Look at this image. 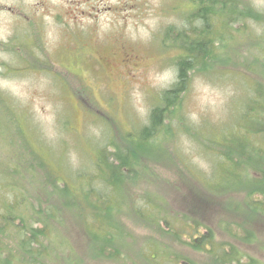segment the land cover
<instances>
[{"label":"rangeland","instance_id":"1","mask_svg":"<svg viewBox=\"0 0 264 264\" xmlns=\"http://www.w3.org/2000/svg\"><path fill=\"white\" fill-rule=\"evenodd\" d=\"M223 1L230 4L234 0ZM197 3L0 0V208L11 201L12 186H33L25 179L27 172L25 176L15 175L19 183H10L12 169L10 175L6 170L16 165L17 152L21 156L26 151L27 156L47 161L48 169L68 177L75 191L79 182L74 176L82 171L86 176L93 174L95 152L100 145L107 140L122 144L126 134L148 122L162 92L178 78L174 59L182 48L171 41H176L174 36L179 34L193 39L202 25ZM246 5L252 9L250 14L229 22L225 30L219 15L214 17L215 28L210 30L225 32L219 54L226 59H209L206 65L199 64L190 71L179 106L173 109L167 123L171 134L157 138L159 146L147 154L149 169L144 177L134 181L128 194L121 187L120 194L111 196L112 200H120L121 209L116 215L125 227L127 241L134 245L129 251L131 258L140 247L150 248L148 254L156 259L159 249L167 248L169 254L155 260L157 264H166L167 256L177 254L213 264L209 253L185 246L188 236L172 237L164 222L160 226L151 224L142 210L137 212L139 208L151 211L156 200L161 201L158 205L165 204L169 216L193 212L212 225L216 238L237 243L220 223L241 222V215L232 213L225 202L230 197L243 198L245 193H227L216 201L207 187L219 179L215 143H230L232 137L243 136L260 147L256 152L264 161V61L258 59L264 54V0H238L236 10L248 11ZM251 126L261 133L253 132ZM208 139L214 141L213 147H207L211 146ZM245 174V179L261 177L260 172L250 169ZM38 187L35 180L34 188ZM21 210L26 213V205ZM69 213L63 229L49 230L55 255L44 252L40 261L155 263L146 258L118 262L94 257L88 236ZM259 219L256 226L264 234V218ZM4 239L19 252L13 240ZM242 247L264 259L257 245ZM26 261L18 253L0 264Z\"/></svg>","mask_w":264,"mask_h":264},{"label":"trees","instance_id":"2","mask_svg":"<svg viewBox=\"0 0 264 264\" xmlns=\"http://www.w3.org/2000/svg\"><path fill=\"white\" fill-rule=\"evenodd\" d=\"M196 2H198V16L202 23L198 27L199 32L193 39L182 38L179 34L174 36L176 41H171L182 48V53L174 59L178 71L175 84L162 92L161 101L151 109L148 122L139 130L126 134L122 144L107 140L105 144L97 148L93 161V174L88 173L86 176V172L82 171L74 176V179L79 182L78 188L74 189L76 192L71 189L67 180L69 178H63L49 170L50 165L44 159L27 156L26 151L21 156L19 152L14 154L17 157L16 165L6 170L10 175L12 169V174L9 176L10 183H19L20 178L18 179L17 176L19 174L25 176L27 172L28 177L25 179L33 183V186L27 189L24 184L23 188H19L20 190L15 185L12 186V190L9 191L11 201L0 208V253H3L0 255L1 263L10 261L13 255L20 253L22 258L27 260L24 264H47L39 258H42L44 252L51 257L55 255L49 230L63 229L68 219L65 215L69 211L70 219L88 236L90 251L94 257L123 262L141 261L140 259L146 258L157 264L155 260L164 257V254H169V249L161 248L156 259L153 254H148L150 248L140 247L131 258L129 251L134 245L127 241L125 227L116 215L121 209L120 200H112L111 196L114 195L113 193L120 194L121 187H124L128 194L134 181L144 177V172L149 169L146 164V159L149 157L147 154L159 146L157 138L164 133L171 134L172 129L167 123L171 120L173 109L179 106L180 96L186 87L190 71L199 64L206 65L209 59H226L219 54L221 52L219 43L224 41L225 32L210 30L215 28L214 17L219 15V20L223 24L222 28L225 30L229 27V22L243 19L241 17L247 16L252 10L247 5L248 11L236 10L238 0L230 4L223 0H196ZM258 57H260L259 61H264V54ZM251 130L255 133L262 131L254 126H251ZM208 140L211 146L207 147H213L214 141ZM230 141L228 143L226 140L225 144L215 143V146L218 145V150L214 152L220 160L215 163L217 166L220 162L219 179L208 183L207 188L210 191L208 193L216 197V201H220L219 196H225L227 193L239 191L245 193L243 198L233 200L234 198L230 197L225 202L232 213L241 215V222L223 220L220 223V226L227 229L231 238L237 243L216 238L212 225L193 212L169 216V210L165 209V204L158 205L160 200H156V206H152L151 211L145 208L136 209L135 207V209L137 212L142 210L141 214L145 213L147 215L144 216L145 219L151 224L157 223L160 226L164 222L168 228V234L172 237L188 236L185 246L197 252L209 253L213 264H264V259L260 255L251 254L242 247V245H257L264 252L262 239L264 234L256 226V222L260 221L258 218H264V161L257 153L260 147L252 144L250 140L243 136H236ZM225 159L231 163V166H222L227 163L224 162ZM248 169L260 172L261 177L250 176L248 180L245 179ZM96 172L100 174L96 175ZM35 180L39 183L37 189L34 188ZM116 197L120 199L119 196ZM23 205H26V213L21 210ZM175 221L181 226H178ZM235 224L240 225L238 229H234ZM245 225H251L252 228ZM64 232L69 236V231L64 229ZM3 237L13 240L16 246L18 245L19 252L16 253L13 248H10L11 246L6 244V239ZM171 256H167L166 264H209L200 263L189 256L179 254Z\"/></svg>","mask_w":264,"mask_h":264}]
</instances>
